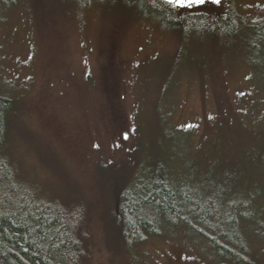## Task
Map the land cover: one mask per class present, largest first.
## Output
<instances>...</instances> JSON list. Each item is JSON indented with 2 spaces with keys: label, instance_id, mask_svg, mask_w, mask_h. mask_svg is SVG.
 I'll return each instance as SVG.
<instances>
[{
  "label": "rangeland",
  "instance_id": "obj_1",
  "mask_svg": "<svg viewBox=\"0 0 264 264\" xmlns=\"http://www.w3.org/2000/svg\"><path fill=\"white\" fill-rule=\"evenodd\" d=\"M176 8L182 18L230 10L258 26L214 42L189 28L175 34L128 1L0 0V87L22 99L28 129L17 145L26 175L76 212L82 198L61 190L69 183L60 172L99 204L98 165L129 166L138 151L141 161L163 159L176 186L204 199L234 175L244 190L258 189L264 210V0ZM121 178L102 180L101 214ZM94 226L99 244L89 264H222L187 225H166L121 255L105 244L121 242L116 224ZM262 252L255 264H264Z\"/></svg>",
  "mask_w": 264,
  "mask_h": 264
},
{
  "label": "trees",
  "instance_id": "obj_2",
  "mask_svg": "<svg viewBox=\"0 0 264 264\" xmlns=\"http://www.w3.org/2000/svg\"><path fill=\"white\" fill-rule=\"evenodd\" d=\"M93 1L102 0H73L82 6ZM117 1L139 5L143 14L153 16L160 26L175 34L184 35L189 28L214 42L234 39L238 31L258 26H248L230 10L226 17L192 13L182 18L179 10L165 0ZM254 31L259 33L258 29ZM20 101L11 91L0 87V264H89L99 244L93 230L95 223L116 224L121 242L111 248L105 244L106 249L118 255L128 254L133 242L144 244L166 225L189 226L222 264H255V259L263 254L260 241L264 238V210L256 202L258 189L244 190L234 175H228L218 197L204 199L176 186L170 179L175 172L167 162L161 159V164H153V157L141 161L140 151L134 154L139 161L129 166L122 161L98 165L102 197L99 204L86 201L78 186L60 172L59 163L55 164L61 180L69 183L61 190L73 196L78 193L82 198L78 201L82 210L76 212L75 204L73 208L61 201L59 194L47 191L35 177L26 175V157L17 145L18 135L28 129L25 119L20 118ZM110 175L122 178L111 188L109 212L101 214L100 209L108 200L101 182ZM242 198L246 200L240 202L238 199Z\"/></svg>",
  "mask_w": 264,
  "mask_h": 264
},
{
  "label": "snow or ice",
  "instance_id": "obj_3",
  "mask_svg": "<svg viewBox=\"0 0 264 264\" xmlns=\"http://www.w3.org/2000/svg\"><path fill=\"white\" fill-rule=\"evenodd\" d=\"M169 5H173L178 8H186L193 5H199L205 2V0H165ZM213 3H219L220 0H212Z\"/></svg>",
  "mask_w": 264,
  "mask_h": 264
}]
</instances>
